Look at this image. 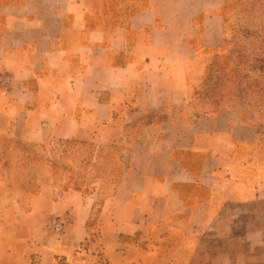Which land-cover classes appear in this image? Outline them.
<instances>
[{
  "label": "crops",
  "instance_id": "obj_1",
  "mask_svg": "<svg viewBox=\"0 0 264 264\" xmlns=\"http://www.w3.org/2000/svg\"><path fill=\"white\" fill-rule=\"evenodd\" d=\"M223 3L0 0V137L120 149L123 169L96 239L99 188L61 192L46 160L19 165L36 191L6 174L0 264H240L242 253L214 248L246 242L231 217L263 193L256 134L240 111H203L195 97L196 44L219 43ZM53 217L68 219L64 233L47 230Z\"/></svg>",
  "mask_w": 264,
  "mask_h": 264
},
{
  "label": "rangeland",
  "instance_id": "obj_2",
  "mask_svg": "<svg viewBox=\"0 0 264 264\" xmlns=\"http://www.w3.org/2000/svg\"><path fill=\"white\" fill-rule=\"evenodd\" d=\"M254 2L253 0H224L219 10V14L223 17V26L217 31L216 39L219 43L211 48H205L201 43L196 44L204 61V74L200 85L196 89L195 97L203 111L211 112L216 109L214 99H210V91L213 89L210 84L212 83L209 82V85L205 83L208 75L206 74L207 66L217 60V57H220L219 61L228 60L235 65L239 55L246 54L248 57L253 49L258 52L260 48L261 42L257 40V36L264 37V9L254 6ZM246 60L248 62L245 63V67H242V73L258 78L259 83L264 84V77L260 75V67L252 59L246 58ZM217 76L216 74L215 79ZM226 89L234 95L238 92L235 84H230L228 88L227 83ZM255 90L258 91L259 88L256 87ZM259 95L261 96L260 93H257L254 96L250 92L248 97L226 98L227 100L222 103L221 107L237 109L241 112L242 119L247 125L255 126L253 129L256 131V143L264 172V96L260 97ZM122 147H124V142L117 146V149ZM121 156L122 150L120 149L107 153L103 149H97L94 143L89 142H51L49 148L43 150L40 147L32 149L31 146L28 147L21 140L2 139L0 137V187L2 179L8 174L15 180L12 183L15 187L29 188L36 191L37 182L28 184L24 182L26 178L33 176V169H24L19 165H23L26 161L46 160L55 165L61 176V183L58 185L61 192L69 186H73L77 190L87 189L88 191L99 188L103 192L100 193L101 198L96 203L95 213L89 226L91 238L95 239L98 236L95 224L99 219L103 200L113 187L114 180L117 182L122 174ZM4 165L8 169L4 168ZM69 177H71V180H67ZM258 197H260V200L245 207L246 215L231 217L232 224L235 225L234 227L237 230L236 234L245 236L246 242L240 245L229 239L224 241L225 246L223 248H214L217 252L222 250L225 253L232 252L233 256L231 258L234 257L235 252L242 253L240 264H264V187L263 193L259 194ZM53 218L48 221L47 230L56 235L64 233L68 219L57 217L64 219L66 223L63 232L55 233L49 228ZM59 264L70 263L59 261Z\"/></svg>",
  "mask_w": 264,
  "mask_h": 264
},
{
  "label": "trees",
  "instance_id": "obj_3",
  "mask_svg": "<svg viewBox=\"0 0 264 264\" xmlns=\"http://www.w3.org/2000/svg\"><path fill=\"white\" fill-rule=\"evenodd\" d=\"M253 1H255L254 6H256L259 9H264V0H253ZM257 40L261 42L258 52H255V50L253 49V51L250 52V56L248 57L246 56V54L239 55V57L237 58V64L233 65L228 60L219 61L220 57H217L216 58L217 60H215L211 65L207 66L206 74L208 75L205 79V83L206 85H209V82L212 83L210 84L211 87H213V89L211 88L212 90L210 91V99L213 98L216 105L215 106L216 109H214L211 112H220L224 110L235 109L232 107H221L222 103L225 100H227L226 98L234 99L235 97H248L250 92H252L254 96H256L257 93L261 94V96L259 95L260 97L264 96V84L259 83L258 78H253L248 76L246 73H242L243 71L242 67H245L246 66L245 63L248 62L246 58H250L257 63L258 67H260L261 70L260 75L264 77V37L257 36ZM216 74L218 76L215 79ZM228 77H230V79H228ZM227 83H228V88L230 84L236 85L238 90L236 95L227 91L226 89ZM256 87L259 88L258 91L255 90ZM253 127L255 128L254 125Z\"/></svg>",
  "mask_w": 264,
  "mask_h": 264
},
{
  "label": "built area",
  "instance_id": "obj_4",
  "mask_svg": "<svg viewBox=\"0 0 264 264\" xmlns=\"http://www.w3.org/2000/svg\"><path fill=\"white\" fill-rule=\"evenodd\" d=\"M65 223L64 219L55 217L51 220L49 228L55 233H61L65 228Z\"/></svg>",
  "mask_w": 264,
  "mask_h": 264
}]
</instances>
